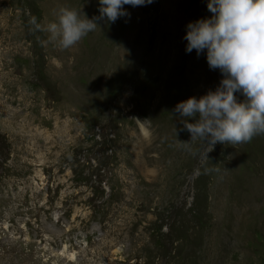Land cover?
I'll return each instance as SVG.
<instances>
[{
    "label": "rangeland",
    "instance_id": "374dc122",
    "mask_svg": "<svg viewBox=\"0 0 264 264\" xmlns=\"http://www.w3.org/2000/svg\"><path fill=\"white\" fill-rule=\"evenodd\" d=\"M207 4L125 5L62 50L30 17L99 0H0V264H264V135L207 161L177 143L176 105L223 78L186 52Z\"/></svg>",
    "mask_w": 264,
    "mask_h": 264
},
{
    "label": "clouds",
    "instance_id": "9594fccd",
    "mask_svg": "<svg viewBox=\"0 0 264 264\" xmlns=\"http://www.w3.org/2000/svg\"><path fill=\"white\" fill-rule=\"evenodd\" d=\"M153 0H99L98 17L87 18L81 10L61 7L56 20L47 25L31 16L29 32L47 33V39L37 36L42 46L51 43L62 50L77 45L100 26L97 21L115 23L130 13L125 5L145 6ZM211 18L200 19L187 25L184 39L186 52L200 55L206 50L207 63L219 70L222 79L215 91L209 90L200 98L190 97L179 102L174 111L191 134L182 145L193 157L208 153L217 143L237 145L250 143L264 135V0H208ZM236 93L245 97L239 102ZM189 123L190 118H195ZM177 136V133H176ZM199 141L201 147H193ZM212 170L206 168L205 172Z\"/></svg>",
    "mask_w": 264,
    "mask_h": 264
},
{
    "label": "bare ground",
    "instance_id": "6f19581e",
    "mask_svg": "<svg viewBox=\"0 0 264 264\" xmlns=\"http://www.w3.org/2000/svg\"><path fill=\"white\" fill-rule=\"evenodd\" d=\"M67 253H68V252H67ZM75 257H76V256H75ZM75 257H74V255H73V254L69 255V256H68V258H70V259H69L68 261H70V262H71V260H72V259H75ZM75 260H76V259H75Z\"/></svg>",
    "mask_w": 264,
    "mask_h": 264
}]
</instances>
